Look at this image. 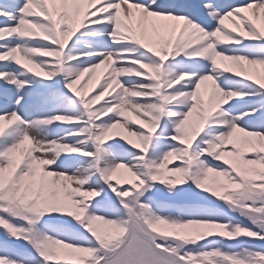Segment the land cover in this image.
I'll return each instance as SVG.
<instances>
[{"label": "snow or ice", "instance_id": "snow-or-ice-1", "mask_svg": "<svg viewBox=\"0 0 264 264\" xmlns=\"http://www.w3.org/2000/svg\"><path fill=\"white\" fill-rule=\"evenodd\" d=\"M0 264H264V0H0Z\"/></svg>", "mask_w": 264, "mask_h": 264}, {"label": "bare ground", "instance_id": "bare-ground-1", "mask_svg": "<svg viewBox=\"0 0 264 264\" xmlns=\"http://www.w3.org/2000/svg\"><path fill=\"white\" fill-rule=\"evenodd\" d=\"M101 71H102V70H101ZM94 79H95V77H94ZM93 81H94V80H93ZM93 81H91V83H90L89 85H88V84L86 85V89H90V87H91L90 85H92V82H93Z\"/></svg>", "mask_w": 264, "mask_h": 264}, {"label": "rangeland", "instance_id": "rangeland-1", "mask_svg": "<svg viewBox=\"0 0 264 264\" xmlns=\"http://www.w3.org/2000/svg\"><path fill=\"white\" fill-rule=\"evenodd\" d=\"M93 80H94V77H93ZM90 83H91V81H88V82H87L88 85H89ZM87 84H86V85H87ZM90 86H91V85H90Z\"/></svg>", "mask_w": 264, "mask_h": 264}]
</instances>
